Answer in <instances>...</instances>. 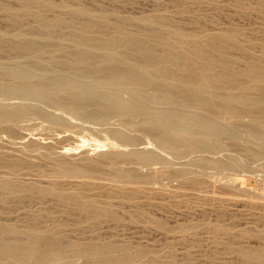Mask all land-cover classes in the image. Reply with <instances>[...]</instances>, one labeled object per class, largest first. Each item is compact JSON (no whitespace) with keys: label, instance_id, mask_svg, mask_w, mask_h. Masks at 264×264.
Segmentation results:
<instances>
[{"label":"bare ground","instance_id":"bare-ground-1","mask_svg":"<svg viewBox=\"0 0 264 264\" xmlns=\"http://www.w3.org/2000/svg\"><path fill=\"white\" fill-rule=\"evenodd\" d=\"M14 1L18 5L16 11L0 2L8 27L0 30V47L5 45L7 52L2 53L7 54L8 59L32 57L33 61H29L37 73L32 75V71L26 69L21 73L23 81L0 86V89L8 93L32 91L51 103L71 110L82 109L88 115L94 111L101 115L114 113L137 128L146 123L160 146L176 154L213 151L224 134L236 139L239 132L248 140L264 145V50L260 56L248 53L245 39L239 36V32L221 29L198 33L174 24L168 16L160 13L135 16L115 8L91 9L82 0L74 3L68 0ZM237 6L242 11L252 10L264 17V0H256L254 6L244 2H238ZM46 11L58 14L48 19ZM61 12H69L70 21L62 17ZM27 18H32L33 24L24 29L22 24ZM192 18L196 20L197 14ZM133 22L137 28L130 33L126 27ZM71 27L75 30H70ZM27 33L32 38L26 39ZM54 37L70 40L71 46L68 49L61 45L51 46L49 43ZM232 50L241 53L246 61L244 67L238 66L239 56L233 55ZM61 51L65 52L66 59H60L61 62L47 75L49 65L52 66L48 56ZM2 53L0 56H4ZM62 69H66V73ZM0 70L1 73L6 71ZM123 90L129 91L128 100L121 98ZM19 109L0 110V121L15 120L19 117ZM244 116L248 117L246 122H243ZM113 141L109 144H114ZM104 145L105 141L97 144ZM70 149L63 147L60 153ZM243 150L246 154L252 152L247 146ZM263 152L264 146L260 153ZM132 158L145 163L156 160L157 155L148 150H110L101 152L98 157L87 158L84 164L61 158H56L53 163L55 171L63 175L97 172L106 179L134 182L136 190L141 189L140 182L163 175L180 178L192 185L203 182L204 175L196 172L154 169L151 174L143 175L117 166L119 160ZM200 160L215 168L224 165L217 159ZM23 162L20 157L5 159V163L13 167ZM105 165L107 171L102 169ZM94 189L95 192L90 193L63 188L58 182L42 184L37 180L0 176V204L5 208L4 211L0 209V264H162L153 250L132 247L98 235L67 237L66 230L70 224H75L72 220L76 216V224L99 220L102 216L115 221L120 219L115 207L105 206L99 200V187L94 186ZM104 195L106 200L114 196L111 192ZM129 196L134 197L133 193ZM51 197L62 207L53 208L47 200ZM212 197L219 199L214 194ZM11 203L22 205L10 209ZM260 203L264 209V201ZM31 205L36 209H31ZM128 218L160 231H170L165 220L150 215L148 210L136 208ZM197 227L190 226L191 229ZM207 227L216 235L232 231V227L219 219L207 223ZM177 230L184 232L186 227L180 226ZM250 235L264 238V229L255 233L237 232L240 238ZM227 248L238 256V261L232 264H264V242L260 245L232 242ZM166 263L174 264L175 260L169 258Z\"/></svg>","mask_w":264,"mask_h":264},{"label":"rangeland","instance_id":"rangeland-1","mask_svg":"<svg viewBox=\"0 0 264 264\" xmlns=\"http://www.w3.org/2000/svg\"><path fill=\"white\" fill-rule=\"evenodd\" d=\"M68 1L74 3L76 0ZM0 2L7 3L13 11L18 9L14 0H0ZM82 2L91 9L115 8L135 16L160 13L168 16L174 24L198 33L232 29L245 39L248 53L260 56L264 50V17L252 10L242 11L237 6L238 2L254 6L256 0H160V2L159 0H82ZM56 14L58 13L54 11L45 12L48 19ZM194 14L198 16L196 20L192 18ZM60 15L70 21L69 12H61ZM32 24V18H27L22 27L28 29ZM7 28L6 13L0 9V30ZM136 28L133 22L127 25L126 30L131 33ZM69 29L75 30L72 27ZM70 30L67 29V32ZM26 37L30 39L32 35L27 33ZM49 44L53 47L61 45L65 49L71 46L70 40L60 37H54ZM4 46L1 47L5 50L0 47V53L7 52ZM230 52L239 56L238 66L244 67L246 61L241 53L235 50ZM57 53L47 58L49 64L52 63V66L48 64L51 68L47 75L67 57L64 51ZM59 54L64 55L60 57ZM17 57L8 59L7 54L0 56V68L6 69L5 76L0 70V77L4 76L0 78V86L23 81L21 73L26 69H30L32 75L37 73V70L31 66L32 57ZM29 59L32 61L30 62ZM27 60L29 63L26 62ZM62 72L66 73V69H62ZM100 89L103 90L102 87ZM0 91V110L20 108L19 117L15 120L0 121V176H16L25 181L37 180L42 184L58 182L63 188L80 189L90 193H94V186H98L100 190L98 198L103 205L115 207L119 212L118 221L102 216L99 220L80 222L77 223L78 225L76 216L72 220L75 224H70L66 230L67 237L84 238L98 235L118 243H128L132 247L153 250L158 260L163 263L169 258H174V264H232L238 261V256L227 248L228 243L260 245L264 242V238H256L252 235L243 238L237 236L238 231L247 230L255 233L264 229V209L260 203L264 201V152L260 153L264 145L248 140L242 132H239L236 139L224 134L218 148L213 151H188L184 153L185 155L176 154L160 146L157 139L149 132V125L146 123L137 128L127 124L114 113L101 115L94 111L88 115L82 109L71 110L51 103L33 94L32 91L13 93L2 89ZM120 96L123 100H128L130 93L128 90H123ZM247 120L248 117L244 116L243 122ZM25 132H29L28 135ZM238 138L241 140L239 141ZM109 139L111 141L115 139L112 142L114 144L110 145ZM104 141V146H97ZM245 146L250 147L252 152L246 154L243 150ZM63 147H70L71 152L60 153ZM110 150L123 152L148 150L157 155L156 160L145 163L133 158L121 159L117 162V166L122 170H134L143 175H147L148 172L151 174L154 169L185 170L203 174V182L192 185L189 182H182L180 178L163 175L157 178L159 180L152 178L147 182H140L139 185L142 187L136 190L134 182L106 179L97 172L85 171L63 175L55 171L53 162L56 158L84 164L87 158L98 157L101 152ZM15 157L22 158L24 162L14 167L5 163V159L12 160ZM202 158L214 161L217 159L224 165L215 168L211 163L200 160ZM102 169L107 171L108 166L105 165ZM153 186L157 189H153ZM109 192L114 196L106 200L104 194ZM131 193L134 197L129 196ZM213 194L215 197L219 196V199L212 197ZM51 198L47 200L53 208L62 207L53 197ZM21 205L22 203H11L10 209ZM30 208L36 209V206L31 205ZM136 208L148 210L150 215L165 220L170 231H160L142 221L129 220L128 216ZM0 209L5 210L2 204ZM216 219L232 227V231L228 234H214L207 227V223ZM191 225L198 227L191 229ZM180 226L186 227V231H178L177 228Z\"/></svg>","mask_w":264,"mask_h":264}]
</instances>
